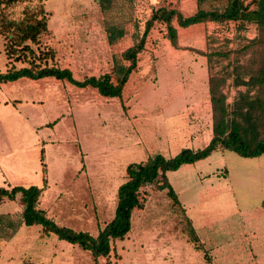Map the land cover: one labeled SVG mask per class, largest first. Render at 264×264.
<instances>
[{"label":"crops","instance_id":"crops-1","mask_svg":"<svg viewBox=\"0 0 264 264\" xmlns=\"http://www.w3.org/2000/svg\"><path fill=\"white\" fill-rule=\"evenodd\" d=\"M148 1L152 5V12L161 6H171L184 16H190L198 10L197 0H141V3ZM221 22L223 21H204L184 27L175 18L172 23L177 29V39L176 43L170 40L171 48L166 46L169 48V53L164 57L167 61L166 65L159 72L161 85L148 87L143 91L139 89L141 87L135 88V93L132 94L135 97L131 98L130 109V116L133 119L128 121L120 117L116 121L118 124L116 128L126 137L130 136L133 143H138L142 151L147 153L146 159L158 153L173 157L183 148L199 149L210 143L213 137L214 121L209 87L213 67L210 65L209 54L224 47L223 45H226L228 49H234L239 40L248 43L258 35V26L254 21L238 20V31L235 37L221 40L212 34L211 29L212 25H218ZM156 24L166 28L164 24L157 22ZM134 32L135 27L131 32L126 30L125 34L114 43L108 41L114 47L127 44L124 49L119 50V55L113 54L111 67L114 65L115 56L122 58V53L134 44ZM144 52L145 50H142L138 54L136 65L124 85L121 97L124 96L130 79L138 78V74H141L146 67V64L145 66L142 64L144 65L149 57H146ZM140 57L142 60H139ZM122 61L126 65L131 64L130 60L122 58ZM94 63L104 64V58ZM98 71V74L93 72L89 77L100 76L111 70L98 68ZM180 72L188 73L185 78H189V82L180 81ZM138 81L137 84H139ZM239 89L245 90V87H238L231 92L232 98L228 99L230 104ZM141 95L142 97L138 98ZM4 103L7 105V102L4 101ZM4 123L7 124L0 121V186L8 188L19 185L41 186L45 175L47 184L40 196L39 207L45 210L48 217L61 225L97 235L106 222L96 215L94 195L90 202L79 205L76 192L80 186L77 178L72 176H76L79 171L77 156L75 155L74 161L72 159L69 163L65 147L53 140H47L45 136L34 137L35 149L32 151L31 145L29 146L25 139V144L21 145L20 142L17 143L7 137L8 130L5 129ZM18 123H24L33 128L41 125L40 119L37 118H28ZM51 125L49 123L39 128H51ZM57 147L60 149V154H64L58 159L59 177L52 180L48 175L53 171L54 164L48 160L46 152L50 148L57 149ZM31 152L34 153L31 155ZM225 152L226 150L215 149L206 158L168 171V181L176 189L177 184L170 178L171 175L181 174V171H194L193 167L202 165V169L196 170L201 175L199 176L200 185L193 189L195 196L192 197L191 194L183 197L184 193L190 191L188 188L191 186L186 179L181 184V188L176 189L178 205L184 210L197 241L195 244L188 241V238L176 240L170 238V243L151 238L152 244L154 243L152 246L154 253L169 254L170 244L175 248L176 251L173 250L175 254H182L181 249L186 246H192L194 249L197 246L204 256L201 264H264V194L262 200L247 202L244 207L248 209H242L243 206L237 198H234L235 195L231 197L232 182L227 180L229 170L226 165H223ZM257 157L264 160V154ZM212 160H219L217 161L219 165L213 166ZM68 176H70L69 179ZM224 180L228 182L225 183ZM252 181H261L264 185V168L256 170V179L253 178ZM93 187L94 183H88L85 190L93 191ZM101 188L105 190L104 187ZM100 199L104 200L105 195H102ZM194 200L197 201L194 202ZM25 207L26 204L21 199L20 192L14 198L3 197L0 200V264L103 263L104 256L99 257L96 263L91 251L61 239L53 232L44 233L43 226L40 224H26L23 220ZM134 213L135 211L132 213L130 232L124 239H117L115 242L116 248H120L125 253L135 252V249L143 248V243L149 242L143 235L144 222H141L139 228L133 231ZM130 235H133L135 240L129 239ZM154 236L158 238L161 235Z\"/></svg>","mask_w":264,"mask_h":264},{"label":"rangeland","instance_id":"rangeland-1","mask_svg":"<svg viewBox=\"0 0 264 264\" xmlns=\"http://www.w3.org/2000/svg\"><path fill=\"white\" fill-rule=\"evenodd\" d=\"M149 3V1L141 3V0H113L109 3L105 0H46L49 31L42 37L41 44L52 47L56 53L55 59L49 61V64L70 68L79 80H83L93 72L98 74V68L111 70L113 54L119 55V50L124 49L127 44L119 47L111 46L107 38L106 25L112 23L123 25L131 32L135 24H138L143 31L146 19L152 14V5ZM23 5L21 3L13 8V16L21 15ZM4 44L5 40L0 36L1 71H5L9 65ZM242 45L243 42L239 40L232 52L229 51V57L221 54L214 55L213 58L214 70L226 76L223 90L227 93L228 102L232 98L231 92L236 90V87L232 86L233 66L236 62L246 63L249 58L247 53L241 52ZM166 46L171 48L166 28L154 23L148 32L143 49L145 50L143 54L149 57V60L142 64V66L146 64V67L141 74H138V78L130 79L121 98L104 97L93 87H78L67 80H58L54 77L40 79L22 77L15 81L0 83V121L7 123H4L5 129L8 130L7 137L17 143L20 142L21 145L25 144V139L33 151L34 137L45 136L47 140H53L65 147L69 163L72 159L74 161L76 155L79 171L76 176H72L77 178L80 186L76 192L79 205L90 202L94 195L96 215L106 223L116 214V191L118 185L125 181L126 166L146 159L147 155L138 143H133L130 136L126 137L116 128L118 126L116 121L120 117L128 121L133 119L130 116V109L131 98L135 97L132 96L135 88L141 87L139 89L143 91L148 87L161 85L159 72L166 65L167 61L164 57L169 53V48ZM102 57L104 64L94 63ZM139 60L142 58L140 57ZM229 60L234 62L228 64ZM15 64L25 65L20 61ZM184 72L179 73L181 75L179 79L182 83H187L189 78L185 77L188 73L184 74ZM200 87L201 84L199 90ZM141 97L142 95L138 98ZM28 118L40 119L41 125L33 128L18 123ZM55 120L57 121L53 123ZM49 123L52 125L51 128H46L48 131L39 128ZM33 153L31 152V155ZM46 153L48 160L54 164L53 171L48 177L54 180L59 177L58 159L64 153L60 154L59 147L50 148ZM223 160V165L229 170L227 180L232 182L231 197L235 195L234 198L240 201L242 209H248L244 207L247 202L262 200L264 185L261 181L253 182L252 179H256L257 169L264 168V160L258 157H244L231 150H226ZM217 161L212 160V165H219ZM201 166L193 167L194 171H181V174L171 175L170 178L177 184L176 189L181 188L185 179L187 183H191L188 188L190 191L184 193L183 197L191 194L192 197L195 196L193 189L200 185L201 175L196 170L202 169ZM177 177L181 179L178 180ZM227 180H224L225 183L228 182ZM88 183H94L93 191L85 190ZM173 189L177 194V190L174 187ZM142 191L146 193L147 207L143 208L144 210H135L133 231L144 222L143 235L149 242L143 243V248L135 249L132 253H125L120 248H116L114 242L113 250L108 257L103 258L102 264H201L204 256L197 246L196 249L186 246L181 249L182 254L173 253L175 248L171 244L168 246L169 254L153 252L152 239L171 243L170 238L174 240L188 238V241L195 244L196 240L184 210L178 204H173L167 194V188L156 190L153 185ZM102 195H105L104 200L100 199ZM149 196L151 198L147 201ZM155 234L161 236L156 238ZM132 236L130 235L129 239H134Z\"/></svg>","mask_w":264,"mask_h":264},{"label":"trees","instance_id":"trees-1","mask_svg":"<svg viewBox=\"0 0 264 264\" xmlns=\"http://www.w3.org/2000/svg\"><path fill=\"white\" fill-rule=\"evenodd\" d=\"M105 1L109 3L113 0ZM197 2L198 10L190 16H184L171 6L154 9L151 17L146 20L143 31L135 24L134 44L122 53V58L130 60L131 64L126 65L122 58L115 56L110 72L79 80L74 77L70 68L49 64V61L55 59L56 53L52 47L41 44L42 37L49 31L46 0H0V36L5 40L4 51L9 61L7 69L0 70V83L22 77L32 79L54 77L67 80L78 87H93L100 95L111 98L121 97L124 85L136 65L138 54L145 47L148 32L156 22L165 25L168 37L173 43H176L177 39V29L172 23L175 18L184 27L198 22L228 19L250 20L258 26V35L250 42L243 43L240 48L241 52L248 54L247 62H236L233 66L232 86L236 88L243 86L245 90L239 89L231 104L223 90L226 76L214 70L213 58L214 55L221 54L229 57L232 49L223 45L224 47L209 54L210 65L213 67L209 87L214 123L213 137L208 145L199 149L183 148L173 157L158 153L144 161L128 164L125 181L117 192L116 214L97 235L61 225L48 217L45 210L39 207L40 196L47 184L45 175L41 186L19 185L12 188L0 186V199L14 198L18 192L21 193V199L26 204L23 212L26 224H40L44 233L53 232L61 239L78 244L81 248L91 251L97 262L101 256L108 257L113 250L114 242L117 239H124L130 232L133 211L145 207L146 193L142 191V187L147 182H152L155 189L167 188V194L173 204H179L178 196L168 181V171L206 158L215 149L235 151L244 157L264 154V0H252L254 4L252 8L245 5L243 0H197ZM21 3L24 4L21 15L13 16V8ZM105 29L110 43H114L126 31L123 25L115 23L106 25ZM17 61L25 65L17 66L15 64ZM233 62L229 60L228 64Z\"/></svg>","mask_w":264,"mask_h":264},{"label":"built area","instance_id":"built-area-1","mask_svg":"<svg viewBox=\"0 0 264 264\" xmlns=\"http://www.w3.org/2000/svg\"><path fill=\"white\" fill-rule=\"evenodd\" d=\"M245 5H248L250 8L254 6L252 3V0H243ZM212 34L217 36L219 39L224 40L226 38H233L235 37L237 31H238V20L235 19H228V20H223L218 25H212ZM153 186L152 182H147L143 187V189H149L150 187ZM1 200V199H0Z\"/></svg>","mask_w":264,"mask_h":264}]
</instances>
